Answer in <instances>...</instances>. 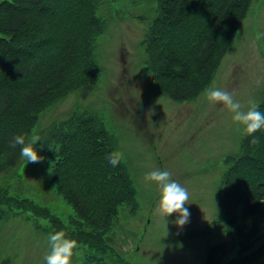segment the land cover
Segmentation results:
<instances>
[{
  "label": "trees",
  "instance_id": "1",
  "mask_svg": "<svg viewBox=\"0 0 264 264\" xmlns=\"http://www.w3.org/2000/svg\"><path fill=\"white\" fill-rule=\"evenodd\" d=\"M101 1L0 3V154H7L0 155V174L21 160L20 148L8 147L14 135H25L27 143L45 109L97 83L101 71L93 52L105 26L97 14ZM251 2L157 0L156 21L144 41L157 95L191 103L210 88ZM176 65L182 70L176 71ZM259 111L264 113V101ZM253 135L258 147L250 144L252 136L242 125L238 152L221 158L218 211L202 234L219 233L234 241L207 247L205 264H264V129ZM50 142L49 156L55 160L50 182L72 208L71 223L7 188H0V217L23 213L35 224L36 219L50 224L49 229L36 224L43 234L64 230L82 248L81 264L125 263L112 231L120 209L136 215L137 190L122 160L112 167L106 158L117 151V139L93 113L76 109L51 127Z\"/></svg>",
  "mask_w": 264,
  "mask_h": 264
},
{
  "label": "rangeland",
  "instance_id": "2",
  "mask_svg": "<svg viewBox=\"0 0 264 264\" xmlns=\"http://www.w3.org/2000/svg\"><path fill=\"white\" fill-rule=\"evenodd\" d=\"M156 9L157 0L101 1L97 14L105 26L93 52L101 71L97 83L70 92L38 116L27 142L33 134L40 136L34 147L42 159L27 163L21 157L15 168L0 174V188L31 199L69 225L74 212L50 182L55 160L49 156V135L55 123L66 121L76 109L89 111L117 139V151L137 190L136 215L120 209L112 231L123 264H205L207 247L234 241L202 233L218 211L221 158L238 152L242 124L203 95L181 104L157 95L144 51ZM258 33H264V0H252L211 83L231 91L244 110L250 99L258 105L264 101V38L256 39ZM45 143L47 150L40 147ZM157 168L171 172L190 194L185 205L190 217L183 227L173 223L176 213L164 219L156 211L160 189L144 176ZM36 224L50 228L45 220L36 219ZM36 224L23 213L0 217V264H45L48 235ZM195 232H200L198 237ZM81 251L78 247L72 264H81Z\"/></svg>",
  "mask_w": 264,
  "mask_h": 264
},
{
  "label": "clouds",
  "instance_id": "3",
  "mask_svg": "<svg viewBox=\"0 0 264 264\" xmlns=\"http://www.w3.org/2000/svg\"><path fill=\"white\" fill-rule=\"evenodd\" d=\"M264 38V33H258L256 39ZM176 71H181L179 65L175 66ZM203 96L214 105H222L232 113V119L242 124L246 133L252 136L250 144L258 147L260 140L253 134L264 129V113L259 111V105L255 100L248 101L247 110L234 98L231 91L221 88H206L202 93ZM39 135L33 134L31 139L26 143L25 135L16 134L9 141L10 149L20 148V156L27 162H39L40 157L35 149L37 141H40ZM43 144L40 145L43 148ZM6 156L7 154H0ZM112 167H116L122 160V153L113 151L106 157ZM171 172L167 170L154 169L145 174L146 182H155L160 189V196L156 211L165 219V217L177 214V219L173 223L177 227L185 226L190 217V212L185 205L188 204L190 194L184 186L171 178ZM48 242L50 251L44 257L45 264H72V258L78 250V242L70 238L64 230L49 233Z\"/></svg>",
  "mask_w": 264,
  "mask_h": 264
}]
</instances>
